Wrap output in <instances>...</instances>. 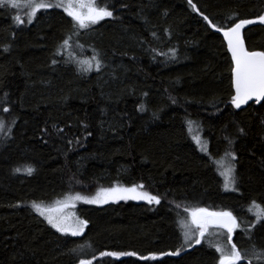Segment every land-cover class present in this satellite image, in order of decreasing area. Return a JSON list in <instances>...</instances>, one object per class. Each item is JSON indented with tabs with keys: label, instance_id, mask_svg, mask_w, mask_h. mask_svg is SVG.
I'll use <instances>...</instances> for the list:
<instances>
[{
	"label": "trees",
	"instance_id": "obj_1",
	"mask_svg": "<svg viewBox=\"0 0 264 264\" xmlns=\"http://www.w3.org/2000/svg\"><path fill=\"white\" fill-rule=\"evenodd\" d=\"M193 3L218 26H226L230 14L237 21L264 14V0ZM111 4L117 19L101 21L77 41L85 49L73 53L78 59L95 48L105 65L87 75L74 63H51L68 58L67 52L53 56L71 29L63 9L42 10L31 25L16 27L13 16L20 13L0 8V100L8 94L0 109L9 108L0 111L7 127L0 132V264H78V256H95L94 264H217L219 253L203 241L180 249L177 220L187 217L184 208L232 211L243 228L255 220L252 201L264 206V101L243 109L230 104L233 65L222 35L187 0ZM244 38L249 50L264 51V25L247 28ZM141 103L147 111H139ZM186 119L198 122L191 134ZM193 131L213 161L229 147L225 137L235 141L239 191H224L217 165L191 139ZM26 165L35 169L32 175L14 171ZM116 183H142L161 203L79 204L88 227L78 237L56 232L31 207L71 193L92 196ZM251 231L252 242L264 248L261 225ZM232 242L241 250L250 246L241 229ZM77 245L82 250L71 252ZM178 249L179 256L160 255ZM104 251L137 256L100 257ZM151 254L160 258L139 259Z\"/></svg>",
	"mask_w": 264,
	"mask_h": 264
},
{
	"label": "snow or ice",
	"instance_id": "obj_2",
	"mask_svg": "<svg viewBox=\"0 0 264 264\" xmlns=\"http://www.w3.org/2000/svg\"><path fill=\"white\" fill-rule=\"evenodd\" d=\"M189 7L193 12H196L207 26L214 29L217 33H222L223 40L226 42L227 52L231 54L230 59L232 62L231 68V88L234 90L231 95L230 104L235 109H241L242 106L248 105L249 101H254L256 104H260L264 101V51H249L245 46L244 36L242 30L249 25L259 23L264 25V15H259L255 19H239L235 18L234 14H230L227 17V25H217L205 15L200 12L193 0H187ZM111 5V6H110ZM8 7L15 10L17 13L23 10L26 15V20L22 19L19 14L13 16L16 27L21 25H31L33 20L37 18V14L46 12L49 9H63L67 17H70L69 21L71 29L68 33H65L62 42L57 45L56 51L53 53L54 57L63 56L67 52L68 58L62 61L53 59L52 65L58 63L75 64L76 71L81 75H87L91 72H101L105 67L101 54L95 49H92V55L87 58L78 59L73 53L79 49V53L85 51L82 44L77 43L82 33H90L95 31V26L100 24L101 21L106 19L115 20L114 16L115 6L111 4V0H0V8ZM127 7V5H122ZM14 37V33H12ZM156 34L153 33V36ZM5 51L9 50V47H5ZM155 51V49H153ZM171 56L169 59L175 58L176 51L171 49ZM158 55L168 56V53H158ZM146 96L147 93H144ZM8 98V94L4 93V99L0 100V103H4ZM176 103L175 100L172 101ZM5 113L9 112L8 107L0 109ZM140 112L147 111L146 105L141 103L139 106ZM153 118L158 119L157 113H153ZM13 125L15 120L12 121ZM185 123L188 128V132L192 133L193 125H198L197 121L186 119ZM83 127L87 129L89 126L83 124ZM7 130L6 122L0 118V132ZM202 130V129H201ZM46 131V130H45ZM58 132H63V129H57ZM238 132L244 134V129L239 128ZM88 136L92 133L88 132ZM87 139V137H84ZM191 139L195 142L201 152L209 155V159L212 163L217 165L219 175L224 177L223 188L224 191L237 192L239 191L237 184L238 178L235 175V160L236 155L232 150V146L235 141L225 137L229 147L225 150L224 155L218 161H213L210 154H208L207 142L202 141L201 136L196 134L192 135ZM69 144H79L80 140L72 139L68 140ZM227 161V163H225ZM23 170L26 175H32L35 169L31 165H26L21 169L17 167L15 172L19 173ZM146 201L148 204L159 205L161 199L158 195H153L149 191L145 190V185L133 184L132 186H123L116 183L112 187H100L95 195L87 196L76 193L75 195H67L63 200H56L54 204L45 206L43 202H32L31 207L44 217L49 225L56 232L63 234L64 236L78 237L82 236L84 230L88 227V221L80 219L75 213L69 214L65 210L68 208H75L77 202L84 204H96L102 205L109 202L120 201ZM180 206L177 205V208ZM248 211L255 217L253 223L249 224L247 221L243 222V228L241 222L232 211L210 210L208 207H185L184 212L187 213L186 218H179L177 224L181 230V244L180 249H186L194 245H199L201 242H205L207 246L214 249L216 253H219L217 264H264V248L258 249L256 244L252 242L253 233L252 228H255L256 224L261 225V229L264 230V206L252 201L248 208ZM180 217V213H177ZM214 231L210 232L209 230ZM237 229H241L243 234L250 241L249 248L241 250L237 247L236 243H233V234ZM207 237V238H206ZM213 237H222L226 242L221 243L219 239L213 240ZM180 249L172 252H164L161 256H179ZM82 250V246L77 245L70 249L71 252H78ZM137 253L127 251H104L100 253V257L108 258H120V257H135ZM160 256L157 254H151L147 256H140L141 260H158ZM78 264H94L95 256L92 258H80L77 257Z\"/></svg>",
	"mask_w": 264,
	"mask_h": 264
},
{
	"label": "rangeland",
	"instance_id": "obj_3",
	"mask_svg": "<svg viewBox=\"0 0 264 264\" xmlns=\"http://www.w3.org/2000/svg\"><path fill=\"white\" fill-rule=\"evenodd\" d=\"M18 13H20L19 15L21 16V18L22 19H26V15H25V12L23 11V10H21L20 12H18ZM194 133H193V135H196V134H198V135H200L201 136V134H200V132H196V131H193ZM191 134V133H190ZM192 136V135H191ZM201 139H202V136H201ZM202 141H203V139H202ZM198 148H199V146H198ZM225 163H227V161H225ZM223 179H224V177H223ZM224 184V183H223ZM67 195H75V194H73V193H71V194H66V195H64V196H62V197H60V198H58V199H55L54 201H52V202H50V203H43L45 206H50V205H52V204H54V202L56 201V200H63L64 198H65V196H67ZM81 195H84V194H81ZM95 195V194H94ZM93 196V195H92ZM128 201H133V200H128ZM135 202H145V203H147L146 201H135ZM110 203V202H109ZM79 204H84V203H82V202H77L76 203V206H75V208H68V209H66L65 211L66 212H68L69 214H71V213H75V215L77 216V217H79L80 219H82L81 218V216L79 215V211H78V207H79ZM154 204V203H153ZM88 205H96V204H88ZM102 205H105V204H102ZM98 206H101V205H98ZM36 212V211H35ZM36 214H38L39 215V213H37L36 212ZM40 216V215H39ZM41 218H43L44 219V217H42V216H40ZM45 220V219H44ZM46 221V220H45ZM47 222V221H46ZM51 226V225H50ZM55 230V229H54ZM210 232H212V231H214L213 229H210L209 230ZM84 232H85V230H84ZM61 234V233H60ZM84 234V233H83ZM63 235V234H62ZM233 237H234V234H233ZM207 238V237H206ZM214 241L215 240H217V239H219V241L223 244V243H225L226 241L222 238V237H220V238H218V237H213L212 238Z\"/></svg>",
	"mask_w": 264,
	"mask_h": 264
},
{
	"label": "water",
	"instance_id": "obj_4",
	"mask_svg": "<svg viewBox=\"0 0 264 264\" xmlns=\"http://www.w3.org/2000/svg\"><path fill=\"white\" fill-rule=\"evenodd\" d=\"M264 15V14H263ZM254 25H260L259 23H257V24H254ZM254 25H249V26H246L243 30H242V34H243V36H244V32H245V30L247 29V28H249V27H251V26H254ZM221 35H222V33H220ZM223 37V36H222ZM244 40H245V38H244ZM226 43V42H225ZM245 46H246V42H245ZM247 47V46H246ZM249 50V49H248ZM249 51H253V50H249ZM254 51H260V50H254ZM230 54V53H229ZM230 56H231V54H230ZM263 102V101H262ZM261 102V103H262ZM250 103H255L254 101H249V104ZM245 107H247V105H244V106H242V108L241 109H243V108H245Z\"/></svg>",
	"mask_w": 264,
	"mask_h": 264
}]
</instances>
